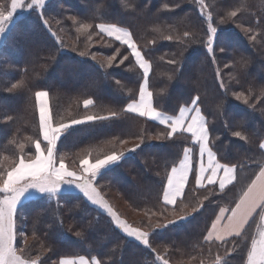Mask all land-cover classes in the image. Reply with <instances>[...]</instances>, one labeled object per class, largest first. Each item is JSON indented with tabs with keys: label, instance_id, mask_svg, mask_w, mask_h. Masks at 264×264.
I'll return each instance as SVG.
<instances>
[{
	"label": "trees",
	"instance_id": "obj_1",
	"mask_svg": "<svg viewBox=\"0 0 264 264\" xmlns=\"http://www.w3.org/2000/svg\"><path fill=\"white\" fill-rule=\"evenodd\" d=\"M10 1L0 0V6L9 8ZM205 3L210 6L213 26L217 27L212 53L206 44L208 25L195 0H48L42 10H27L12 25L0 50V156L19 150L17 144L10 143L12 140L24 143L23 150L29 156L34 152L26 138L38 135L37 91L49 92L55 122L81 117L86 111L101 115L109 111L120 113L109 121L74 126L67 139L61 138L58 151L66 154L65 161L71 167H76L89 148L96 149L93 159L111 151L124 152L118 164L97 178L96 186L110 203H126L132 218L119 204H114L116 212L122 219H131L133 225L150 231V243L156 250L153 253L127 237L107 213L88 202L83 194L61 192L59 206L57 200L44 196L17 208L16 223L29 237L24 255L40 257L39 264H60L63 258L81 255L95 257L101 264H161L157 254L169 264H199L200 260L214 264L219 254L229 264H244L257 220L248 228L249 239L228 256L225 248L216 243L209 252L203 237L219 209L238 198L240 187L264 156L258 147L264 142V0ZM237 9L241 10L236 17L226 19L230 11ZM69 17L93 24L91 32L78 33L77 24ZM222 19L225 23L221 24ZM102 22L133 33L145 58L152 63L149 89L158 109L175 115L179 107L189 106L199 96V106L209 121L213 150L221 162L242 165L237 188L229 185L224 193L217 189L203 201L204 208L167 228L155 227L157 222H165L163 217L153 216L149 221L145 210L160 208L167 173L183 158V149L193 147L194 154L197 150L190 139L182 136L155 139L166 131L162 125L122 111L132 98L127 90L132 89V96L137 94L142 83L141 70L126 46L96 35V25ZM156 28L160 31H154ZM185 31L191 36L184 38V43L178 42L175 37H183ZM167 35L174 39H164ZM252 35H256L255 41L251 40ZM117 48V62L124 55L129 59L118 66L114 62L111 68H100L104 57L116 54ZM81 52L86 54L81 56ZM93 53H97L96 60L92 59ZM169 60L176 63L170 64ZM241 61L246 63L242 65ZM21 81L20 88L8 91ZM238 92L249 97L247 104L236 99L234 94ZM88 98L96 106L85 110L83 101ZM253 104L255 107H251ZM7 116L13 120L7 121ZM234 131H241L248 139L240 140ZM139 135L144 136V143L135 152L128 151L139 143ZM124 139L129 143L121 145ZM198 193L199 197L207 194L206 190ZM197 201V196L189 195L185 202L190 209ZM78 231L82 233L79 237ZM33 233L36 239L32 238Z\"/></svg>",
	"mask_w": 264,
	"mask_h": 264
},
{
	"label": "snow or ice",
	"instance_id": "obj_2",
	"mask_svg": "<svg viewBox=\"0 0 264 264\" xmlns=\"http://www.w3.org/2000/svg\"><path fill=\"white\" fill-rule=\"evenodd\" d=\"M47 0H30L27 5L24 0H12L11 10L5 14L0 11V39H2L7 31L8 25L12 23L14 13L19 8L29 10L43 9ZM199 5V12L205 18L207 23V50L213 52V41L217 35V27L213 26V13L209 11V5L205 0H195ZM177 7L179 5H176ZM125 7H128L125 5ZM167 7V5H165ZM230 11L226 19L236 17L238 11ZM42 14V11H41ZM77 24L76 31L81 34H88L93 28V24L87 22H79L75 17H69ZM45 20V24H47ZM225 23V20H220ZM98 31L96 35L107 36L113 41H118L120 45H124L130 50L129 54L134 57V63L141 70L142 83L138 87L136 96H132V89L129 88L128 95L132 97L127 101L126 106L122 109L124 113L132 114L135 117L144 118L147 121H153L158 125H162L166 130L158 133L154 138L173 139L182 136L190 139L196 148L194 154L193 147L183 149V158L174 164L166 176V184L161 189L160 208L158 210L147 209L145 215L149 221L153 216H161L164 223L155 225L157 228H167L169 224H176L179 221L186 220L191 213L198 212L204 208L203 201L216 193H224L229 185L232 188L239 186V169L242 165L229 162H221L217 152L212 147V137L209 131V121L199 106L200 97L196 96L189 106H181L178 108V114L169 115L158 109L154 103L153 92L149 89V76L152 72V63L145 58L137 41L133 37V33L128 29L118 26L114 23H99L96 25ZM154 31L159 32L156 28ZM249 31V29H245ZM55 35V33H53ZM191 33L185 31L183 37L177 36L175 39L184 43V38L190 37ZM251 40H256V35H252ZM166 40H173L172 35L164 37ZM89 40L91 36L89 35ZM155 43V40L151 41ZM220 51H224L223 48ZM86 53L81 52L84 56ZM119 48L116 54L104 57V62L99 63L100 68H111L114 62H117ZM97 53L92 54V59L96 60ZM129 56L124 55L118 62L123 64L128 60ZM168 63L175 64V60H169ZM245 61H241L243 65ZM169 80L172 76L169 75ZM120 84V81H116ZM23 81L12 85L8 91L20 88ZM223 87V82H221ZM165 89H161V92ZM237 100H243L248 103V96L243 92L234 94ZM264 96V91H262ZM49 92L41 90L35 92V99L38 105V135L33 138L31 136L26 139L30 141L34 147V152L29 156L23 151L25 144L17 143L15 140L10 143L17 144L18 152L11 155L0 156V264H39L40 257L30 258L25 253V246L28 245L29 237L17 230V208L28 199L33 193H39L46 196L49 200H57L60 196L63 186H74L83 194V196L93 205L105 210L112 218V221L127 237L138 241L145 248L155 253L150 243V231H144L140 227H134L112 208L110 204L103 198L98 191L95 181L102 173L109 170L112 166L118 164L123 158V151H111L103 156L97 155L92 158L94 148L86 149V155L79 159L75 168H70L65 162V155L58 151V142L61 138L67 139L75 130L74 126L95 124L96 122L109 121L118 118L120 113L109 111L105 115L91 113L73 118L67 121L54 122L53 111L49 104ZM96 103L93 99L88 98L83 101V108L89 110L94 108ZM255 107V104L251 105ZM7 121L13 120L12 116L6 117ZM233 135L240 140H247L248 137L241 131H234ZM217 139L219 137H216ZM139 143L135 147L129 149L135 152L144 143V136L136 137ZM109 143H112L111 141ZM127 139L121 140L120 144H128ZM259 149L264 153V142L258 145ZM195 155V159H194ZM257 167L253 170V174L248 177L247 182L240 187L238 198L231 205L221 207L219 214L211 222L207 234L203 237L204 244L209 246L214 243L225 248L226 256L237 252L249 239L248 228L250 224L257 219L264 224V156L256 162ZM191 178L192 187L189 188ZM214 186V187H209ZM186 189L188 191L186 192ZM198 190H206L203 197H199ZM231 190V189H229ZM189 195L197 196L198 201L189 209V205L185 202ZM59 206V204H58ZM168 216L173 217L168 219ZM151 228V225H149ZM21 237L23 246L17 247V236ZM81 232H76V236H81ZM33 239H36L33 233ZM228 245H231L229 248ZM247 258L244 264H264V228L257 231L251 237L250 247L246 249ZM156 259L161 264H169V261L159 254ZM192 259H196L195 256ZM60 264H101V261L95 257L89 259L83 255L75 258L61 259ZM199 264H204L200 260ZM214 264H229L228 260L219 254L215 256Z\"/></svg>",
	"mask_w": 264,
	"mask_h": 264
},
{
	"label": "rangeland",
	"instance_id": "obj_3",
	"mask_svg": "<svg viewBox=\"0 0 264 264\" xmlns=\"http://www.w3.org/2000/svg\"><path fill=\"white\" fill-rule=\"evenodd\" d=\"M11 2H12V0L10 1V4L8 5L9 6V8L8 7H5V6H3V5H1L0 6V11H3L5 14H7V12L9 11V10H11ZM47 2H48V0H47ZM46 2V3H47ZM28 3H30V0H24V4L25 5H27ZM30 11L29 9H26V8H19L15 13H14V15H13V18H12V23L10 24V25H8V27H7V31H6V33H5V35H4V37L2 38V39H0V50H1V47L3 46V44H4V41H5V39H6V36L8 35V33L10 32V29H11V27H12V25L15 23V21L21 16V14L22 13H24L25 11ZM49 104H50V100H49ZM50 106H51V104H50ZM37 108H38V105H37ZM54 122H55V120H54ZM59 143V142H58ZM32 147H33V145H32ZM57 147H58V145H57ZM19 150H15L13 153H15V152H18ZM25 153L27 152V151H25V150H23ZM12 153V154H13ZM66 162V161H65ZM120 162V161H119ZM118 162V163H119ZM70 168H75V166L74 167H71V166H69ZM98 178V177H97ZM97 178H96V180H97ZM95 184H96V181H95ZM123 184V183H122ZM97 187V186H96ZM97 189H98V191L100 192V194L103 196V198H104V195H103V193L100 191V189L97 187ZM61 192H73V193H81L80 191H79V189H76L74 186H68V185H65V186H63L62 187V189H61ZM82 194V193H81ZM39 197H44V196H42L41 194H39V193H33L28 199H26L25 201H23V203L22 204H24V203H26V202H28L29 200H31V199H33V198H39ZM105 199V198H104ZM106 200V199H105ZM107 202H108V204H110L111 206H112V208L115 210V206L116 207H118V204H119V207L130 217V218H132V216H131V214H130V212H129V209H128V207L126 206V203H124V202H122V201H118V203L116 202V201H114V204H115V206H114V204H112V203H110L108 200H106ZM21 204V205H22ZM93 205V204H92ZM20 206V205H19ZM18 206V207H19ZM94 206H96V205H94ZM97 208H99L98 206H96ZM100 210H102L103 212H105V210H103V209H101V208H99ZM116 211V210H115ZM106 213V212H105ZM125 221L127 220V222L130 224V225H132V226H134V227H139V226H137V225H133L132 223H131V219L129 220V219H124ZM132 221H134V220H132ZM141 228V227H140ZM143 229V228H142ZM17 230H18V233L20 232V231H23L22 230V228H20V226L18 225V223H17ZM144 231H145V229H143ZM255 231H256V229H255ZM20 240H21V237H20V235L18 234V236H17V247H20ZM64 259H66V258H64Z\"/></svg>",
	"mask_w": 264,
	"mask_h": 264
},
{
	"label": "crops",
	"instance_id": "obj_4",
	"mask_svg": "<svg viewBox=\"0 0 264 264\" xmlns=\"http://www.w3.org/2000/svg\"><path fill=\"white\" fill-rule=\"evenodd\" d=\"M49 100V98H48ZM219 214V213H218ZM261 228H264V224H262L258 219H257V227H256V231L255 234L257 233V231ZM64 259V258H63Z\"/></svg>",
	"mask_w": 264,
	"mask_h": 264
}]
</instances>
